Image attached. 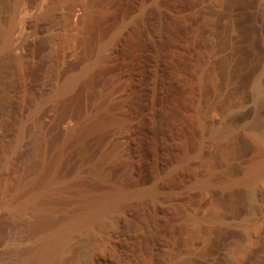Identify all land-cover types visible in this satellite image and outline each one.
Instances as JSON below:
<instances>
[{
  "label": "bare ground",
  "instance_id": "1",
  "mask_svg": "<svg viewBox=\"0 0 264 264\" xmlns=\"http://www.w3.org/2000/svg\"><path fill=\"white\" fill-rule=\"evenodd\" d=\"M62 2L50 0L42 15L54 16ZM109 2L115 6L111 4L108 15H116L118 24L106 35L97 57L81 70H67L58 58L27 125L24 174L10 191L0 185V205L9 208L13 217L10 249L1 263L65 264L79 233L87 232L93 234L94 243L87 249V260L84 253L79 257L83 262L76 264H115L122 257L119 237L100 234L109 222L105 218L110 217L124 225V234L135 239L136 249L162 247L165 264H227L231 260L227 239L248 217L247 209H259L264 158L241 167L249 154L244 131L254 132L259 122L240 124L236 114L229 125L211 132L208 142L214 148L206 151V116L222 104L241 110L249 101L257 108L264 103L262 81L253 80L251 90L246 81L263 47L258 1ZM78 4V0L66 2L62 26L67 34L55 44L58 52L69 39L73 22L82 17ZM82 4L84 20L92 18V1ZM5 6L0 0V8ZM3 28L1 43L5 45L13 41L14 24ZM173 38L186 44L189 59L184 71L172 66L180 62V56L177 59L171 51ZM115 57L126 77L130 76L128 83L122 86L116 84L120 78L115 83L111 80L100 103L68 122L60 139L53 141L41 116L43 106L58 110L66 105L80 80H89L93 69ZM214 83L215 101L205 109V85ZM128 132H135L139 140ZM85 147L89 148L86 164L75 161L73 155ZM194 192L207 194L203 213L186 204V197ZM170 214L189 215L193 221L183 245L171 238ZM38 220L46 222L42 230ZM32 235H36L34 241Z\"/></svg>",
  "mask_w": 264,
  "mask_h": 264
},
{
  "label": "rangeland",
  "instance_id": "2",
  "mask_svg": "<svg viewBox=\"0 0 264 264\" xmlns=\"http://www.w3.org/2000/svg\"><path fill=\"white\" fill-rule=\"evenodd\" d=\"M3 1L6 6L0 8V27H6L9 24H14V31H12L13 37L11 36L13 41H10L9 44H5L6 46L1 43V36L4 28H0V44L2 45H0V185L6 191H10L14 185H16L26 169L28 157L27 144L30 136L28 123L31 120V113H33L32 110L35 109L38 101L42 99L45 89L51 82V73L56 67L55 65L57 64L56 62H58V58L61 59L63 66L67 70H81L82 67L87 64V62L92 61L97 57V52H99V50L102 48L106 39V35L110 29L116 26V23L118 24L119 19L116 15H108V12L113 9V5L115 6V3H110V0H90L92 1L93 6L89 10H92L93 16L88 20H84L83 17L85 16H83V14L86 12V9L82 4L84 0H78L79 4L77 9H81L79 13L82 14V17L80 18V21L76 20L73 22L72 29L69 32L70 37L67 42L64 43V47L61 52H58L56 50L55 44L58 43L59 40L62 41V39H64L65 35L67 34L62 26V17L66 11V2L69 0H64V2L57 6L58 8H55L54 16H52V14L48 17H44L42 12L49 4L50 0ZM257 1V6L259 5L258 10L260 9L259 11L261 12L260 13L258 11L259 17L261 16L259 20L261 19L260 22L263 30L262 33H264V0ZM111 4L113 5L111 6ZM179 4L180 1L178 5L176 4V6H179ZM220 22L219 27L222 25V22ZM23 24L24 26H22ZM262 35L261 43H263L262 46L264 47V34ZM180 40L173 38L170 42L172 53L176 55L178 54L180 56H176L177 59L179 57V66L175 62H173L175 64L172 66L178 67L184 71L186 70L185 68L187 66L186 60H188L189 57L188 53H185L187 51V49L185 50V42ZM263 47L261 54L258 56L261 57H257L253 68L247 75L246 81L248 87L251 90L253 86L251 84L254 83L255 79L257 80L259 78L262 81L264 92ZM117 58L115 57L110 61L112 66L109 62L106 63V65H103L105 63H103L102 66L100 65L99 69H96L98 67L93 69L89 80L86 78L80 80V82L77 84V87L70 94V98H68L66 105H62L60 108H58V110H55V108L53 109L50 105L43 106L41 116L49 125V131L53 141L55 140L56 142L58 139H60L62 135L61 132H63L62 130L68 122L77 121L84 113L88 111V109H91L92 107H95L97 103H100L109 83L112 81H114L112 83H115L117 78V81H119L120 78V81L116 83L117 85L119 83L122 85L123 83L122 86H124L128 83L127 80L129 81L130 76L128 78L126 77L128 74L124 72V68H122L120 60ZM103 66L104 69L102 68ZM121 80H123V82H121ZM122 86L119 88H122ZM118 89L117 92L121 94L122 92L120 91L122 89L119 91ZM216 92L215 83L213 86L209 84L205 85V109L208 103L210 104V102L215 101L217 95ZM252 103L249 101L243 107H241V110H234L230 107H227L225 104H222V107L215 106L214 108L216 109L213 108L209 113H207V123L205 125L206 132L204 134L206 141L205 149L207 147L206 151H210L214 148V145L208 142L211 132L219 126L226 124L229 125L231 122H233V119L236 118L235 115L237 114L240 124L253 119H258L259 122L258 127L254 132L244 131V137L247 140L248 146L247 154H249L246 155L248 158L245 157L246 160H243L241 167L247 165L249 161L254 158H264V103L258 108L254 103ZM189 116L190 114L188 117ZM26 127L28 130H26ZM133 133H129L130 135L128 134V136L132 135V138L134 137V139L136 138L139 140L138 136L136 137L137 134ZM257 135L259 137L258 140L255 138ZM88 152L89 148L85 147L82 149L81 153H79L80 155H73V157L75 156L74 160L78 162L82 161L81 163L86 164L85 157ZM261 182L262 183L259 182L260 184L258 186L260 190V198L258 202L259 211L257 210V212H250L252 210L247 209V215L246 213L245 215L248 217L246 218L244 216L245 218L242 219L243 223H241V221L237 227L235 225L236 229L233 230V233L230 234L231 237L229 236L226 241V247L229 256H231V260L227 264H264V177ZM186 204H188V206L194 212L203 213L208 205L207 194H201V192L191 193L188 195V197H186ZM173 216L177 217L174 218ZM188 217L189 215L187 217L186 215H169V221L167 220L169 223L167 222V226L171 235L173 234L171 236L173 242L175 241L180 245L184 244L185 236H187L189 231L193 228V221L191 217ZM109 218L110 217H107V219L105 218V220L109 222H105V226H107L104 227V230L101 231L100 234H107L106 236L115 240H118L119 237V241L121 242L120 250L122 249V251L120 252L122 253V257L120 256L119 260H116L115 264H165V250H162V247H156V250H145L142 247L136 249L138 246L135 247L133 245H135L137 242L135 239L129 238L126 234H124L125 228L122 227L124 225L121 226L122 223L115 218L114 219L118 221V223H116L114 219L112 220V218L109 220ZM36 222L39 225L38 228L40 230H42L43 226L46 225V222L43 220H38ZM12 227L13 217L9 208L0 205V264L4 262V257L9 251L8 248L10 249L9 245L11 244V234L9 233H11L10 229H12ZM79 234L78 243L74 245V248L67 251V260L65 261L67 264L81 263L83 262L81 260L85 258L87 260V249L92 247V242L94 243L93 234L87 232L86 234L85 232H80ZM36 235H32L30 240L34 241V239H36ZM142 236L145 238L144 234ZM8 238L9 242H7ZM133 242L135 243L132 244ZM132 246L135 248L134 250H132ZM4 249L6 252H4ZM125 252H127L128 255H126ZM72 253L74 254V257H72ZM84 253V258H79ZM69 255L72 258L69 257ZM73 261L74 263H72Z\"/></svg>",
  "mask_w": 264,
  "mask_h": 264
}]
</instances>
